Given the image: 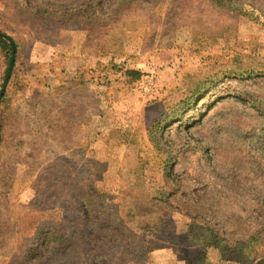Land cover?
Listing matches in <instances>:
<instances>
[{
	"label": "rangeland",
	"instance_id": "rangeland-1",
	"mask_svg": "<svg viewBox=\"0 0 264 264\" xmlns=\"http://www.w3.org/2000/svg\"><path fill=\"white\" fill-rule=\"evenodd\" d=\"M0 32V264H264V0H0Z\"/></svg>",
	"mask_w": 264,
	"mask_h": 264
},
{
	"label": "trees",
	"instance_id": "trees-1",
	"mask_svg": "<svg viewBox=\"0 0 264 264\" xmlns=\"http://www.w3.org/2000/svg\"><path fill=\"white\" fill-rule=\"evenodd\" d=\"M0 43H3L7 48H8V52H9V60H11V54H12V46H11V44L6 40V39H4L3 37H0ZM7 70V69H6ZM122 72H123V70H122ZM126 75L127 76H130L131 78H134L135 80H139L140 79V77H141V72L140 71H135V70H132V69H126ZM115 128V127H114ZM111 130H113V131H117V129L115 128V129H111ZM164 196V195H163ZM108 206L109 205H107V208H105L104 207V209H108ZM117 207H124V206H127V208H129L130 210H129V213L131 214L130 215V217L132 218V221L135 223V222H137L138 223V221H140V218L141 217H143L142 215H140L138 212H137V210H135V209H137L136 208V206H135V204L132 202V201H130L129 202V204H126V205H123V204H119V206L118 205H116ZM119 211H121V210H119ZM113 215H115V213H114V211H113ZM121 218H123V216L121 215ZM124 219V218H123ZM122 219V220H123ZM149 222V223H148ZM147 222V227H151V228H153L154 226H152L153 224H152V222H150V220ZM139 224H142V223H139ZM138 224V225H139ZM153 233H154V231H153ZM214 245H216L218 248L221 246V245H218V244H216L215 242L213 243ZM206 246H207V244H206ZM221 249V248H220ZM263 262L262 261H259L257 264H262Z\"/></svg>",
	"mask_w": 264,
	"mask_h": 264
},
{
	"label": "water",
	"instance_id": "water-1",
	"mask_svg": "<svg viewBox=\"0 0 264 264\" xmlns=\"http://www.w3.org/2000/svg\"><path fill=\"white\" fill-rule=\"evenodd\" d=\"M0 36H3L5 38H7L13 44V57H12V61H11V64H10V67H9V70H8V73H7L5 82H4L3 87H2V89L0 91V104H1V100L3 98V95H4L5 91H6L7 85L9 83V81H10V78L12 76L13 69H14V66H15V58H16L15 51H16V48H15V45H14V42H13V39L11 38V36H9L8 34L3 33V32H0Z\"/></svg>",
	"mask_w": 264,
	"mask_h": 264
},
{
	"label": "built area",
	"instance_id": "built-area-1",
	"mask_svg": "<svg viewBox=\"0 0 264 264\" xmlns=\"http://www.w3.org/2000/svg\"><path fill=\"white\" fill-rule=\"evenodd\" d=\"M146 90L148 91V92H151L152 91V86H148L147 84H146Z\"/></svg>",
	"mask_w": 264,
	"mask_h": 264
}]
</instances>
